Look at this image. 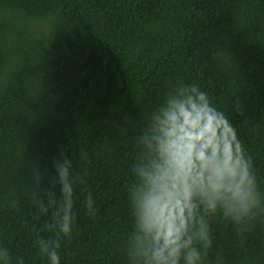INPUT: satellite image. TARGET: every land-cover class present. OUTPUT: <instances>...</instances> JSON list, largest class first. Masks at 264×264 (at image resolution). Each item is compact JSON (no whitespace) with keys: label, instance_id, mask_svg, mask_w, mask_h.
I'll return each mask as SVG.
<instances>
[{"label":"trees","instance_id":"1","mask_svg":"<svg viewBox=\"0 0 264 264\" xmlns=\"http://www.w3.org/2000/svg\"><path fill=\"white\" fill-rule=\"evenodd\" d=\"M177 81L227 116L264 192V0H0V246L12 264H127V189L148 114ZM69 159L68 236L47 225L32 177ZM91 194L94 215L86 210ZM203 264H264V210L237 232L209 219Z\"/></svg>","mask_w":264,"mask_h":264},{"label":"clouds","instance_id":"2","mask_svg":"<svg viewBox=\"0 0 264 264\" xmlns=\"http://www.w3.org/2000/svg\"><path fill=\"white\" fill-rule=\"evenodd\" d=\"M139 151L131 166L127 189L131 230L125 241L127 264H203L210 246L209 219L217 215L242 231L264 210L252 161L224 112L196 84L177 81L152 110L136 138ZM59 199L40 188L33 174L32 199L41 214L52 208L47 225L68 236L73 225L74 177L69 159L61 155L49 173ZM93 199L85 198L94 215ZM48 264L60 257L48 240H36ZM0 264H12L8 248L0 246ZM16 264H24L17 259Z\"/></svg>","mask_w":264,"mask_h":264}]
</instances>
